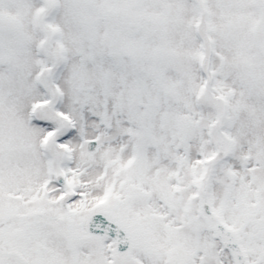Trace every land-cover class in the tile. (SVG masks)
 <instances>
[{
  "label": "snow or ice",
  "instance_id": "1",
  "mask_svg": "<svg viewBox=\"0 0 264 264\" xmlns=\"http://www.w3.org/2000/svg\"><path fill=\"white\" fill-rule=\"evenodd\" d=\"M0 264H264V0H0Z\"/></svg>",
  "mask_w": 264,
  "mask_h": 264
}]
</instances>
